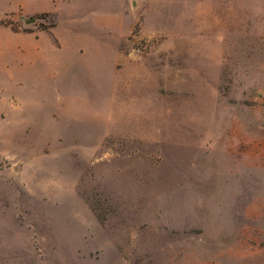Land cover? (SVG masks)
Listing matches in <instances>:
<instances>
[{"label": "rangeland", "instance_id": "obj_1", "mask_svg": "<svg viewBox=\"0 0 264 264\" xmlns=\"http://www.w3.org/2000/svg\"><path fill=\"white\" fill-rule=\"evenodd\" d=\"M0 264H264V0H0Z\"/></svg>", "mask_w": 264, "mask_h": 264}, {"label": "water", "instance_id": "obj_2", "mask_svg": "<svg viewBox=\"0 0 264 264\" xmlns=\"http://www.w3.org/2000/svg\"><path fill=\"white\" fill-rule=\"evenodd\" d=\"M34 22V19H30V20H26L25 23L26 24H30V23H33Z\"/></svg>", "mask_w": 264, "mask_h": 264}, {"label": "crops", "instance_id": "obj_3", "mask_svg": "<svg viewBox=\"0 0 264 264\" xmlns=\"http://www.w3.org/2000/svg\"><path fill=\"white\" fill-rule=\"evenodd\" d=\"M35 14H40V13H35ZM32 33V32H31Z\"/></svg>", "mask_w": 264, "mask_h": 264}]
</instances>
